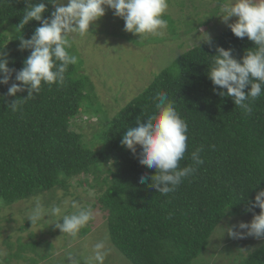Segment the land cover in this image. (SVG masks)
<instances>
[{
    "label": "trees",
    "instance_id": "16d2710c",
    "mask_svg": "<svg viewBox=\"0 0 264 264\" xmlns=\"http://www.w3.org/2000/svg\"><path fill=\"white\" fill-rule=\"evenodd\" d=\"M227 1L213 0L205 20L187 27L185 33L206 25ZM29 2L46 4L44 18L55 10L48 0H0V49L8 54L9 67L16 70L30 55V50H19V37L30 39L40 26L33 20L16 31ZM163 18L170 27L172 16L166 11ZM10 29L17 34L13 40L2 33ZM172 29L169 31L176 37ZM210 37L211 43L204 40L179 54L112 117L103 113L93 83L80 72L79 58L77 64L68 67L62 86L43 84L41 92L34 93L35 98L27 99L16 112L9 108L10 103L17 97L27 98L28 93L25 90L17 97L6 96L15 82L13 73L8 85H0V200L15 202L57 188L65 196H73L71 181L83 175L79 184L103 186L92 206L105 212L111 244L131 264H192L221 221L242 215L253 219L261 210L256 207L248 211L249 201L264 189V96L251 105V113L245 114L232 97H221L213 90L220 89L207 73L217 47L231 48L233 57L240 60L255 45L247 37H236L226 24ZM164 39L133 38L143 45ZM70 52L73 54L72 48ZM160 91L168 94L188 124V148L180 164L195 168L193 175L167 196L152 188L150 179L139 181L141 174H155V169L139 162V146L134 155L121 145L127 128L135 127L138 117L147 119L154 110L153 97ZM80 114L97 118L99 148L85 144L82 134L71 128ZM201 147L204 163L196 165L191 153ZM108 163L112 168L103 169ZM89 175L93 181L89 182ZM262 242L236 264H264ZM37 246L33 240L19 244L14 252L0 256V264L23 259L26 251L40 256L35 252ZM27 262L39 260L30 258Z\"/></svg>",
    "mask_w": 264,
    "mask_h": 264
},
{
    "label": "clouds",
    "instance_id": "9594fccd",
    "mask_svg": "<svg viewBox=\"0 0 264 264\" xmlns=\"http://www.w3.org/2000/svg\"><path fill=\"white\" fill-rule=\"evenodd\" d=\"M48 3L55 10L49 18H44L48 10L46 4L29 2L16 28L20 32L30 21L40 22L30 39L19 37V50H30L20 70L9 67L8 54L0 49V85H8L15 73V82L8 87L6 96L17 97V93L25 90L28 93L27 98L17 97L10 103L9 108L13 112L20 110L27 99H34L41 92L43 84L49 87L64 84L68 67L78 62V57L70 52L73 44L70 35L92 34L90 25L105 15V6L113 9V14L124 20L126 32L139 35L140 38L148 34H159L167 27V20L163 17L169 7L168 0H67L66 4L64 0H48ZM222 12L223 15L217 16L222 18L232 33L241 39L247 37L255 47L246 50L240 60L233 57L231 48L226 50L217 47V54L211 56L207 75L212 84L219 87V91L216 87L213 89L219 96L232 97L234 104L248 114L252 112L251 105L255 100L264 96V0H229ZM231 17H236L234 23H229ZM203 40L211 43L210 36L206 35ZM249 85L250 90L246 93L244 90ZM153 101L154 110L147 119L141 120L138 117L136 126L127 128L121 145L134 155L139 146V162L149 169H155V174L150 177L141 174L139 181L144 183L150 179L151 187L167 196L184 179L193 175L195 168L182 167L180 164L188 148L187 122L166 92H157ZM201 151L202 147L191 153V159L196 165L204 163ZM249 204L251 207L248 211L258 207L260 213L254 214L251 222L241 221L227 228L230 236L264 238V189H260ZM72 207L75 209L72 214H64L63 206L45 208L39 197H35L29 221L32 225L45 216L60 217L56 221V228L63 234L76 237L80 229L93 219L94 214L90 207H78L75 203ZM237 227L246 231H236ZM103 247L102 242L95 245V260L98 264H103L104 254L99 251Z\"/></svg>",
    "mask_w": 264,
    "mask_h": 264
},
{
    "label": "rangeland",
    "instance_id": "374dc122",
    "mask_svg": "<svg viewBox=\"0 0 264 264\" xmlns=\"http://www.w3.org/2000/svg\"><path fill=\"white\" fill-rule=\"evenodd\" d=\"M229 0L227 1V3ZM67 3V0H64ZM169 7L166 10L172 16V25L163 29L159 34H148L140 38L139 35L124 30V20L115 16L114 10L105 6V15L94 25H90V32L85 36L71 34L73 54L78 56L79 70L86 74L94 85L96 97L101 104L103 113L112 117L122 108L126 102L139 94L163 68L173 63L174 59L189 47L201 43L203 38L217 33L222 25L221 12L213 15L206 25H199L185 33L189 26H196L205 20V15L213 6V0H168ZM224 7V6H223ZM222 7V8H223ZM236 17H231L229 23H234ZM173 28V36L169 30ZM10 40L16 37L14 29L4 30ZM149 36H163L161 42L140 44L135 39L145 40ZM201 39V40H200ZM71 128L82 134V139L88 146L95 149L101 146L98 139L100 124L95 116L77 115ZM80 127V128H79ZM92 144V145H91ZM105 168H112L107 164ZM105 174L107 172H104ZM104 173L99 176V181ZM83 175L71 181L72 193L64 195L60 189L42 192L28 199L6 203L0 200V256L14 252L19 244L37 241L35 250L40 256L35 257L33 252L26 251L23 259L12 260L15 264H29L30 258H37L35 264H98L95 260V245L103 243L104 247L99 251L104 254L103 264H131L111 244L108 236L107 225L102 213L96 204V197L100 193L99 188L91 187L86 183L79 184L78 180ZM87 179L93 181V176ZM39 197L40 203L45 208L54 205L63 206L64 214H72L78 207H90L93 210V219L79 231L76 237L63 234L56 228V221L60 217L45 216L44 219L26 225L34 207V198ZM65 202H67L65 204ZM251 218L233 216L221 221L213 230L206 249L192 262V264H236L241 258L253 252L264 241V238L252 236L232 237L227 228L238 225L239 222H251ZM62 223V221H59ZM21 227V228H20ZM236 231L241 230L238 227ZM85 232V233H84ZM12 247V249H11ZM50 255V257H47ZM16 261V262H15ZM5 264V263H4Z\"/></svg>",
    "mask_w": 264,
    "mask_h": 264
}]
</instances>
